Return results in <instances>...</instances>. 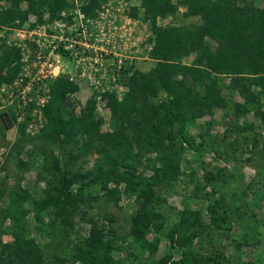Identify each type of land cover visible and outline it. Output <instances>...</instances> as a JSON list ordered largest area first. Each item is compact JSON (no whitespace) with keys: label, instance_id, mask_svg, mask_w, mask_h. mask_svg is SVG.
<instances>
[{"label":"trees","instance_id":"1","mask_svg":"<svg viewBox=\"0 0 264 264\" xmlns=\"http://www.w3.org/2000/svg\"><path fill=\"white\" fill-rule=\"evenodd\" d=\"M101 1L91 0L80 8L93 16ZM124 1L129 4L131 0ZM70 6L68 0H0V26H22L28 20L41 22L45 13L53 19ZM179 6H185L184 17L199 16L201 22L157 25L159 16L174 15ZM129 8L130 16L150 24L151 35L147 43L153 44L150 57L155 60L151 70H123L117 80L125 88L122 98H118L116 91L104 92L101 112L97 110L96 99L89 96L85 105L76 112L77 101L69 92H75L78 88L67 78L59 76L39 81V93L48 95L49 100L41 108L45 123L34 135L47 142L76 144L79 133L84 132L93 141L94 151L100 157L105 154L108 159V154L115 151L126 163L137 156L133 149H139L137 145L147 125L149 129L145 142H150L156 152L157 164L152 167V174H136L135 168L129 166L119 170L114 165V169L98 167L68 175L60 159L56 158L50 163L52 157L44 154L43 173L40 170L36 176L38 180H44L45 185L40 188L38 196L33 197L35 190L32 192V188L21 186L19 182L17 189L12 191L0 186V199L5 194H12L10 198L14 208L11 213H6L11 219L8 229L13 240L0 243V264H43L37 238L30 234L24 222L25 215L31 211L28 208L33 210V220L42 223L41 229L37 226L36 231L46 234L50 238L48 243H56L63 233L68 234V230L72 229V218L80 204L86 201L92 203L97 199V194L86 197L83 193L95 182L100 183L114 203L121 198L119 185L124 184L126 194L133 196L135 204L130 216L129 237L138 249L153 253L157 249V240L152 243L149 235L162 233L163 227V215L157 209L159 196L156 188L180 174L182 158L174 144L179 143L178 138L187 140L185 127L189 119L195 120L206 113L211 114L214 108L226 106L215 83L208 82L211 78L217 79V75L222 80L229 78L232 88L244 100L233 107L232 114L236 118L252 111L253 116L264 124V0H140L139 5ZM140 9L142 15L139 14ZM190 53L193 54L192 62H182ZM20 67L18 50L6 45L0 38V83H10L16 78ZM253 86L258 88V93L254 92ZM7 107L11 116L8 119L0 113V123L3 125L0 133L12 128L15 119L18 121V113L13 105ZM32 107H35L33 102L27 106L23 120L18 121L19 135L12 146L19 151L26 147L25 139L33 136L25 132ZM96 110L101 114H110L113 123L111 131L102 132L98 128L102 119L95 117ZM79 147L81 150L76 155L86 151L84 147ZM29 148L30 156L35 154V148ZM27 162H23V165H27ZM56 173L59 177L54 179ZM110 181H113L111 187L108 186ZM26 199L30 206L25 208L23 202ZM214 205L210 206L211 213L215 212ZM180 214L179 221L166 233L171 249L173 245L182 248L189 241L190 236L183 234V227L192 226L199 219L197 212L188 208ZM86 215L87 212L83 210L82 219ZM44 216H48L47 222H43ZM106 217L112 222L111 216ZM85 220L89 228L76 245L74 259L68 262L62 259V264H112V252L122 249L116 242V230L111 227L103 230L90 217ZM221 221L226 223L227 219L221 216ZM205 261L215 263V258L209 256ZM260 261L264 264V250ZM155 264H201V261L190 252H186L181 260H174L170 250ZM239 264L255 263L246 261Z\"/></svg>","mask_w":264,"mask_h":264},{"label":"rangeland","instance_id":"2","mask_svg":"<svg viewBox=\"0 0 264 264\" xmlns=\"http://www.w3.org/2000/svg\"><path fill=\"white\" fill-rule=\"evenodd\" d=\"M129 4L128 6H137L140 0H131ZM128 9L130 11L131 8ZM138 11L142 15L141 9ZM184 11L185 6H179L174 15L159 16L157 25H188L201 22L199 16L184 17ZM140 52L142 53L137 54L139 58L134 59L133 65L128 69L138 68L148 72L155 60H152L150 51L144 46L143 49L140 48ZM192 59L193 54L190 53L182 62L190 63ZM217 76V79L211 78L208 82L215 83L218 88L216 90H220L226 106L214 108L211 114L206 113L195 120L187 121L185 128L188 141L178 138L179 143L174 144L182 158L180 174L169 178L156 188V194L159 196L157 209L163 215V227L162 233H154L153 236L149 235V238L152 243L157 240V249L153 253L140 250L129 237L130 216L135 210V204L133 196L126 194L124 184L119 185L121 198L114 203L109 200L100 183L95 182L83 193L86 197L97 194V199L92 200V203L86 201L80 204L77 214L72 218V229L68 230V234L63 233L53 244L48 243L50 238L46 234L36 231L37 226L41 229L42 223H36L32 218L33 210L28 204L30 197L23 202L24 207L28 205L31 210L25 215L24 222L30 234L37 238L43 264H62V259L67 262L74 259L76 245L89 228L85 220L87 217L95 220L103 230L109 227L116 230V242L122 249L112 252V264H155L170 250L172 259L177 261L181 260L186 252H190L201 264H239L246 261L261 264V253L264 250V124L261 119L253 116L252 111L242 113L238 118L232 114L234 105L244 100L238 91L232 88L229 78L222 80ZM3 83L6 81L1 82L0 86ZM253 90L255 93L259 92L254 86ZM117 95L119 99L122 98L121 94ZM73 98L77 101L76 112H79L89 97L84 94ZM5 103L4 95L0 93V113L9 119L11 111L4 106ZM262 109L264 110V106ZM95 117L102 119L98 127L102 132L113 129L110 114L95 112ZM13 122L12 128L0 133V186L6 191L17 189L19 182L21 186L32 188V192L35 190L33 197L38 196L40 188L45 185L44 180H38L36 176L40 170L43 173L44 154L52 157L50 163L56 158L60 159L68 175L75 172L84 173L98 167L114 169L115 165L119 170L124 166L133 167L136 174L149 176L153 172L152 167L157 164L156 152L150 142H145L149 129L147 125L137 145L139 149H133L137 156L126 161V164L115 151L108 154V159L105 154L100 157L94 151L93 141L84 132L79 133L76 144L47 142L35 137L36 134L27 136L31 139H25L26 147L19 151L12 146L19 135V123L16 119ZM1 128L3 129V125L0 123ZM78 145L86 149L80 155H76L78 150H81ZM31 146L36 151L34 149L35 154L30 156L28 151ZM23 162H27V165H23ZM47 176L50 178L49 174ZM57 177L59 176L56 173L54 179ZM108 186H113V181H110ZM10 197L12 194H5L0 199V243L13 240V235L8 229L11 219L6 215L14 210ZM218 201L220 205L217 204ZM213 204H216L215 212L211 213L209 210ZM186 208L197 212L199 219L194 225L183 227V234L190 236L189 241L182 248L173 245L171 249L166 233L179 221L181 211ZM83 210L87 212L84 219L81 217ZM106 216H111L112 222L108 221ZM221 216L227 219L226 223L221 221ZM43 218V222L48 221V216ZM209 256L215 258V263L205 261Z\"/></svg>","mask_w":264,"mask_h":264},{"label":"built area","instance_id":"3","mask_svg":"<svg viewBox=\"0 0 264 264\" xmlns=\"http://www.w3.org/2000/svg\"><path fill=\"white\" fill-rule=\"evenodd\" d=\"M90 1L68 0L71 6L53 19L45 13L41 22L28 20L22 26H0V38L18 50L21 62L16 78L3 83L0 93L4 95V106L13 105L18 121L23 120L27 106L35 104L25 129L30 135L44 125L41 108L49 100L48 95L39 93V81L63 76L78 88L69 92L71 97H94L101 112L102 94H122L125 88L117 82L120 73L139 58L140 48L151 50L153 44L147 43L151 35L149 22L130 16L126 1L102 0L93 16L80 8Z\"/></svg>","mask_w":264,"mask_h":264}]
</instances>
